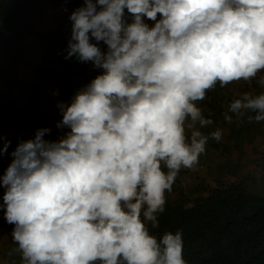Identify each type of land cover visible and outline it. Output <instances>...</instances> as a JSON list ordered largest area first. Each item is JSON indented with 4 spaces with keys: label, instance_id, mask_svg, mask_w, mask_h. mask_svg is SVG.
I'll return each mask as SVG.
<instances>
[{
    "label": "clouds",
    "instance_id": "clouds-1",
    "mask_svg": "<svg viewBox=\"0 0 264 264\" xmlns=\"http://www.w3.org/2000/svg\"><path fill=\"white\" fill-rule=\"evenodd\" d=\"M55 9L32 21L53 36L39 41L66 42V59L101 71L57 102L61 114L33 110L42 127L31 138V124L21 127L13 150L4 122H26L30 110L15 102L8 118L0 105L13 252L20 264H187L180 230L151 229L180 170L222 138L220 127L203 131L214 121L198 102L217 84H264V0H84L69 19ZM238 93L224 120L264 121V91Z\"/></svg>",
    "mask_w": 264,
    "mask_h": 264
},
{
    "label": "trees",
    "instance_id": "trees-1",
    "mask_svg": "<svg viewBox=\"0 0 264 264\" xmlns=\"http://www.w3.org/2000/svg\"><path fill=\"white\" fill-rule=\"evenodd\" d=\"M83 3L84 0H0V105L8 118L15 115L13 103H24L32 95L37 100L46 97L48 92L39 89L37 76L49 83L57 82L55 67H49L55 60V43L46 46L40 55L31 56L27 50L29 37L38 42L44 37L33 29L32 21L52 8L66 12L69 19L68 12ZM67 46L64 42V49ZM49 50L52 57L43 59ZM31 57L35 63L30 62ZM22 71L35 74L22 77ZM261 77L257 75L250 82L233 81L231 87L217 84L198 102L214 121L207 132L220 127L222 138L210 139L205 158L200 156L198 164L206 169L203 175L194 172L196 165L185 169L187 178L177 176L172 190L166 193L164 211L158 214L159 227L151 229L157 235L180 230L187 264H264V121L243 117L229 123L223 118L230 101L241 95L239 91H264V84L259 83ZM249 144L251 148L246 150L244 145ZM253 151L259 152L257 158Z\"/></svg>",
    "mask_w": 264,
    "mask_h": 264
},
{
    "label": "crops",
    "instance_id": "crops-1",
    "mask_svg": "<svg viewBox=\"0 0 264 264\" xmlns=\"http://www.w3.org/2000/svg\"><path fill=\"white\" fill-rule=\"evenodd\" d=\"M46 48L45 45H43L42 42L38 41H30L28 43V50L31 52H35L38 55L41 54V51ZM56 48V49H55ZM55 54H54V61H51L49 63L50 66L55 67V75L56 81L54 83H49L48 80H43V78L37 76V81H39V89L45 88L46 92H48L45 96L48 99V106L49 108L47 110H55L59 114H61L58 110V107L56 108L58 101H64L68 102L70 100V97L73 95V93L80 88L81 86L88 83L98 72L101 71V69L94 68L91 64V62H82L76 59L75 56L65 58L66 49L64 47H60L58 44L54 47ZM43 57V56H42ZM42 57L40 56L39 59L42 61ZM61 59L62 66H58L57 59ZM34 59V58H33ZM67 65V66H66ZM26 76H30V74L26 73ZM31 76H34V73L32 72ZM35 81V80H34ZM70 88V90H68ZM247 91V90H246ZM248 92V91H247ZM51 100H55L54 102ZM22 113L25 115V110H22ZM26 122H19L13 123V122H4V126H6V131L4 132L7 136V140L10 141V144L8 145V150H13L15 148V145L12 141L17 140V131L23 127L30 125L28 128V133L25 137H30V135L35 132V129L42 127V124L38 123L37 117H35L37 114L34 111H26ZM23 117V116H22ZM22 121H24V118H22ZM36 119V121H35ZM28 123V124H27ZM8 126L10 128L8 129ZM51 133L46 134V138H49ZM12 139V141H11ZM28 139V138H24ZM0 144H4V141H0ZM254 152L255 156H259V152ZM11 160L8 161L10 163ZM8 164L3 162L0 164V176H2L5 172V169L7 168ZM3 203V199L0 200V204ZM13 225L6 222L4 217V209L0 207V264H11L13 261L16 262L18 259H20L19 254L13 252V241L11 239V231H12Z\"/></svg>",
    "mask_w": 264,
    "mask_h": 264
},
{
    "label": "rangeland",
    "instance_id": "rangeland-1",
    "mask_svg": "<svg viewBox=\"0 0 264 264\" xmlns=\"http://www.w3.org/2000/svg\"><path fill=\"white\" fill-rule=\"evenodd\" d=\"M51 39H53V36L52 35H50V34H45L44 35V41L45 42H49V41H51ZM48 47V46H47ZM53 49H54V46H53ZM50 51L51 50H49V51H46L45 52V57H43V59H45L46 60V58H50V57H52V56H50ZM57 59V58H56ZM57 62H58V66L59 67H61L62 65V62H61V59H57ZM67 66V65H66ZM262 74H264V72H262ZM233 88V87H232ZM68 90H70V88H68ZM51 101H55V100H51ZM57 103H55V105H56ZM16 106H17V108L18 109H20V110H31V111H33V110H37V112L39 113V114H41L42 112H43V110L44 109H48L49 108V106H48V103L46 102V99H43L42 97L41 98H39L38 97V100H37V97H35V96H33L32 95V97L31 98H27L26 97V99L24 100V103L23 102H16ZM56 108H57V106H56ZM42 122H45V124H44V126H47V124H48V122H49V119H46V118H43L42 119ZM207 129H209V128H206V129H204L203 131H205V132H207ZM32 135H34V132L30 135V137H28V138H31V136ZM244 147H245V149L246 150H249L250 148H251V145L249 144V145H244ZM264 148V147H263ZM11 151H6V152H4L3 154H2V157H6L7 158V160H6V164H9L8 163V161L9 160H11ZM253 155H254V152H253ZM201 157H204L205 158V155H204V153L203 154H201L200 155ZM254 157L255 158H257L258 156H255L254 155ZM259 162H263V160L262 159H260V160H258ZM198 163H200V157H199V162ZM251 166V165H250ZM249 166V167H250ZM253 167L255 166V165H252ZM206 169H205V166L202 164V165H200V164H197V169L194 171L195 173H197V172H199V174L201 173H203L204 171H205ZM255 170L257 171V168H255ZM203 175V174H202ZM178 176H181L182 178H187L188 177V172L187 171H185V169H181L180 170V173H179V175ZM13 247H15V244H14V246ZM11 264H20V260L18 259L16 262H12Z\"/></svg>",
    "mask_w": 264,
    "mask_h": 264
},
{
    "label": "built area",
    "instance_id": "built-area-1",
    "mask_svg": "<svg viewBox=\"0 0 264 264\" xmlns=\"http://www.w3.org/2000/svg\"><path fill=\"white\" fill-rule=\"evenodd\" d=\"M58 120H60V118H57V120L56 121H58ZM60 130V133L63 131V130H61V129H59ZM57 138V137H56ZM0 196H1V194H0Z\"/></svg>",
    "mask_w": 264,
    "mask_h": 264
}]
</instances>
